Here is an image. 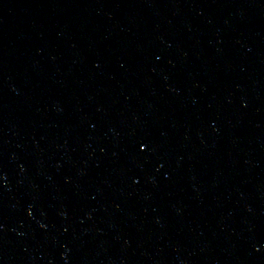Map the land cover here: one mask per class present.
Masks as SVG:
<instances>
[{
    "label": "water",
    "instance_id": "obj_1",
    "mask_svg": "<svg viewBox=\"0 0 264 264\" xmlns=\"http://www.w3.org/2000/svg\"><path fill=\"white\" fill-rule=\"evenodd\" d=\"M0 264H264V0H0Z\"/></svg>",
    "mask_w": 264,
    "mask_h": 264
}]
</instances>
